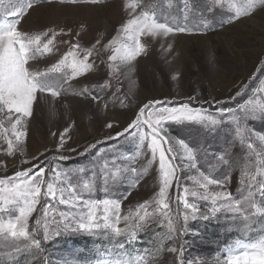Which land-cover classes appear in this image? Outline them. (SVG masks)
Masks as SVG:
<instances>
[{"label": "rangeland", "instance_id": "374dc122", "mask_svg": "<svg viewBox=\"0 0 264 264\" xmlns=\"http://www.w3.org/2000/svg\"><path fill=\"white\" fill-rule=\"evenodd\" d=\"M26 3L27 0H0V22L5 19L7 11L23 7ZM137 3L154 7L160 22L167 20L186 31L174 32L168 36L141 37L140 41L145 45L146 52L135 60L128 61L124 59V46L135 47V41L128 34L120 33V27L133 18V12L127 6ZM185 3H188L191 11L185 9ZM244 7L245 0H220L218 4L214 0H100L99 4H92L88 0H79L76 4H72L70 0H64L63 3L60 0H54L53 3L36 0L35 5L26 9V14L20 18V29L30 34L52 29L59 35L54 41L52 53L30 61L31 70H47L73 44L80 46V59H83L85 49L95 46V51L87 61L92 67L81 76L64 83L60 96L53 98L50 93H44L40 98L38 94L33 115L27 118L23 128L18 126L19 130L25 132L21 141L15 142L7 116L0 114L4 128L9 129L8 133L0 129V179L12 178L16 171L39 164L45 169L44 179L53 182L58 189L75 185L77 192L85 199H121V217L129 213L135 214L141 203L149 201L146 210L153 213L163 226L150 223L145 232L139 233L140 238L132 248L137 251L151 249L155 252L156 248L182 245L183 259L187 264H227L229 248L241 250L236 242L244 243L240 239L245 237L247 230L251 229L254 233L264 231V223H261L264 217H254L259 223L245 229V222L242 219H232V213L221 211L217 217L208 221L197 216L196 219L190 218L187 221V232L184 235L169 241L166 235L167 220L156 211L158 205L155 200L160 187L158 156L151 165H147L151 152L139 148L136 133H124L123 136H117V133L123 132L138 113L139 107L149 100L166 102L164 106L179 107L189 103V97H194L190 106L203 108L217 117L221 108L235 112L241 106L264 104V91H261L264 89V6L261 5V0H256L254 7L249 9V15H242L231 24L225 23L229 18L235 17L238 10L242 12ZM205 23L207 27L204 26ZM114 39L116 43H110ZM96 41L100 43L97 44ZM113 55L116 59L109 60ZM59 75L52 74L53 77ZM84 89H88L87 97L79 95ZM237 91L241 94L236 95ZM92 96L97 99L93 100ZM217 99L223 103H216ZM148 112L145 113V118ZM230 120L231 117L225 116L224 123L217 132L209 135H202L199 126H194L191 122L185 121L184 125L164 122L165 132L172 138L164 147H172L174 151L170 157L176 156L174 162L182 165L177 169L179 183L173 181L168 193L173 217L179 213L182 218L183 189H197L190 178L197 176L198 172L188 167L187 154L177 143L180 139L190 146L202 143L208 149L207 159L198 154V169L206 174L211 172L217 179L227 176V190L234 199L243 200L248 195V185L251 184L252 190L256 192V203L264 207V197H260L256 185L257 181L264 180V142L255 135H264V119L247 121L245 128L253 133L251 139L248 131L240 136L236 135V125L234 122L230 123ZM109 122L113 124L112 128L106 126ZM65 128L69 129L65 136L66 142L57 151L60 134ZM142 130L148 131L147 126ZM5 135L14 140L11 153L8 151ZM249 142L253 143L252 149L247 147ZM93 144L95 148H90ZM226 146L232 156L231 167L217 166L213 171V157L221 154L220 150ZM61 155L66 159H59ZM36 157L38 159H34ZM146 166L148 172L144 173ZM133 167L141 174L135 187L132 184L136 181L137 174L130 171ZM80 169L84 171L81 172ZM117 169L120 170L119 174L113 180L111 174H115ZM56 172L61 173L58 179L54 178ZM252 176L256 177L255 181L251 179ZM85 183H91L95 190L88 193L83 188ZM3 187L5 186H0ZM220 190L215 186L209 188V191ZM44 191L46 184L42 186V193ZM9 195L7 192H0V208L9 209L8 213L0 212V221L6 222L18 214L13 205L5 203ZM69 195L65 191L64 198ZM125 195L128 196L127 199H123ZM59 197L60 193L57 192L55 199L41 198V204L47 202L51 206L49 219L53 215L59 218V212L73 210L69 205L59 204ZM188 199L193 200L191 196ZM194 202L202 212H207L211 207V200L195 199ZM40 207L41 205H37V212L29 218L30 231L35 226V220L42 215ZM245 207L249 212L254 211L247 205ZM120 227H125L123 220ZM42 236L41 229L37 238L42 241V252L35 255L21 253L12 260L8 257L12 248L6 245L13 242L11 238L4 241L0 236V262L13 264L14 260V264H63L68 259L72 264H103L114 258L111 253L116 240L125 239L93 236L84 232L62 233L49 240H43ZM258 236L257 240L264 236V232ZM76 238L81 242L79 246L76 245ZM16 243L22 244L23 241ZM109 247L111 248L108 249ZM148 259L149 264H179L176 255L166 250L162 251L157 261H153L151 255Z\"/></svg>", "mask_w": 264, "mask_h": 264}, {"label": "snow or ice", "instance_id": "6c2138e0", "mask_svg": "<svg viewBox=\"0 0 264 264\" xmlns=\"http://www.w3.org/2000/svg\"><path fill=\"white\" fill-rule=\"evenodd\" d=\"M53 3L54 0H48ZM61 3L64 0H60ZM72 4H76L79 0H70ZM92 4H99L100 0H88ZM220 0H214V3H219ZM36 3V0H27L23 7L15 8L7 11L5 19L0 22V114H5L10 124L11 135L15 138V142L21 141L25 136V132L19 130L23 128L27 122V118L33 115L34 105L38 103V94L42 98L44 93H50L51 97L56 98L61 95L63 84L67 83L69 79L81 76L88 71L92 65L87 61L88 58L95 51L93 48L85 49L83 52V59H80L79 45L73 44L67 53L50 68L44 71H33L30 67V61L38 56H44L53 52L54 41L59 33L52 29L47 31L30 34L20 29L21 17L26 14V9H31ZM256 0H245L244 10L237 11L235 17L229 18L225 23L231 24L233 20H239L240 17L249 15V9H252ZM261 5L264 6V0H261ZM133 12V18L127 20L120 27V33L128 34L129 38L134 39L135 47L124 46V59L128 61L135 60L141 53L146 52L145 45L141 43L140 38L143 36L156 37L158 35L168 36L174 32H185L186 29L174 24H170L167 20L160 22L157 12L154 7L142 4H130L127 6ZM140 9V11H136ZM185 9H189L188 3H185ZM211 6L209 11H211ZM13 17L14 19H7ZM207 27V23L204 25ZM118 33V36L120 35ZM97 44L100 41H96ZM110 43L115 44L114 39ZM169 47H171L169 45ZM119 50V49H117ZM69 57L71 60L69 61ZM116 56H110L109 60H115ZM214 61V58H213ZM111 67V65H109ZM53 73H59L58 77H53ZM264 91V89H261ZM239 91L236 95H240ZM79 95L87 97L88 89H84ZM96 100V96H92ZM195 99L189 97V103H184L179 107L164 106L166 102L149 100L139 107V111L135 114L130 123L123 129V132H118L117 136H123L124 133L135 132L139 139V148L141 150H150L151 159L147 161V165H151L157 159L159 163V180L160 187L158 198L155 203L158 205L156 211L166 218L167 224V239L173 241L187 232V221L199 218L208 221L221 211L232 213V219H242L244 228L248 229L252 224L256 223L254 217H264V207L256 203V192L252 190V185H248V195L240 199H234L231 192L227 190L229 179L225 176L223 179L214 178L209 172L206 174L200 171L197 167L198 154L203 155L205 159L208 158V149L202 143H196L190 146L183 139L177 141L184 149L188 157V167L196 169L197 176L190 179L197 186L196 190L189 191L185 187L184 198L182 199L183 214L178 213L173 217L168 202L169 189L173 181L179 183V176L177 169L182 165L176 164L174 161L176 156H171L173 153L172 147H164L171 141V137L165 132L164 122H175L179 125H184V122H191L194 126H199L202 130V135L214 134L219 127L224 123V117H231L230 123L234 122L236 125V135L240 136L244 131H248L249 139L253 136L250 129H246L245 125L249 119H264V104L258 106H241L235 112L221 108L219 110V117L211 112L205 111L203 108H196L190 106V102ZM216 103H223L220 100H215ZM159 105V107H157ZM151 109V112L148 110ZM148 112L147 118L145 113ZM112 128L111 122L106 125ZM144 126H147L148 131H143ZM0 129L4 133H8L9 129L4 128L3 122L0 121ZM69 131L68 128L60 134V143L57 151L64 147L65 136ZM163 133V134H162ZM258 139L264 142V135L255 134ZM7 140V147L9 153L14 147V140ZM243 143V140L241 141ZM90 148H95V144L90 145ZM248 149L253 148V143L247 144ZM74 151V149H73ZM87 151V149H86ZM221 154L213 157L215 164L212 165V170H216L217 166L231 167V152L228 146L220 150ZM38 159V157L34 158ZM59 159H66L60 156ZM107 169V165H105ZM35 169V171H34ZM49 171H52L49 169ZM79 171H84L80 169ZM119 169L115 174H111V178L115 180L119 174ZM132 173L137 174L136 181L132 184L135 187L139 183L141 174L137 173L135 167L131 168ZM148 172V167L144 168V173ZM264 174V173H262ZM61 173L56 172L54 178H59ZM45 169L39 165H34L33 168H28L22 171H16L14 177L0 179V192L9 193V197L5 199L6 204L13 205L18 211L13 219H8L6 222L0 221V236L4 241L12 240L10 246L12 251L8 253L9 260L13 257L19 256L21 253H31L35 255L42 252V241L37 238L42 229V239L49 240L52 236H59L62 233H89L93 236H111L113 239L124 237V240H116L113 252L111 255L113 259L104 261L103 264H149L148 256L151 255L153 261L160 258L162 251L166 250L170 254H175L179 264H187L183 259V246H168L166 249L156 248L155 252L151 249H142L137 251L131 246L137 241L139 233L145 232L150 223H157L161 226L162 222L154 217L153 213L148 212L149 201H145L138 206V210L121 217V199H93L83 198V195L77 192L75 185H70L67 189L57 188L51 181H46ZM253 181L256 180L252 176ZM107 184V178H105ZM46 184V191L42 193V186ZM6 185H11L10 187ZM257 191L260 197H264V180L257 181ZM210 186H215L221 189L220 191H209ZM83 188L92 193L95 189L91 183H85ZM202 190V191H201ZM67 191L70 195L64 198V193ZM105 191H108L105 188ZM57 192L60 193L59 204L69 205L73 210L68 212H59L57 218L53 215L49 219L52 211L51 206L45 202L41 204V198L51 197L56 198ZM131 193H128L130 195ZM191 196L192 201L188 199ZM125 195L123 199H127ZM195 199L209 201L211 200V207L207 212H202ZM37 205H41L40 212L42 213L35 220V226L29 230V218L33 213L37 212ZM248 208L254 211L249 212ZM143 210V214H141ZM0 212L8 213V208H0ZM121 220H123L125 227H120ZM264 223V221H261ZM125 240L127 243H125ZM23 241L22 244L16 243ZM237 246L241 250L229 248L230 257L227 264H264V236H261L255 242L250 244L241 243L237 241ZM142 253H147L144 255ZM2 264V262H0ZM14 264V260H13ZM63 264H72L68 259L63 261Z\"/></svg>", "mask_w": 264, "mask_h": 264}, {"label": "trees", "instance_id": "16d2710c", "mask_svg": "<svg viewBox=\"0 0 264 264\" xmlns=\"http://www.w3.org/2000/svg\"><path fill=\"white\" fill-rule=\"evenodd\" d=\"M263 232H264V231L261 232V230H260L258 233H263ZM75 242H76V245H77V246H79L80 243H81L77 238L75 239Z\"/></svg>", "mask_w": 264, "mask_h": 264}]
</instances>
